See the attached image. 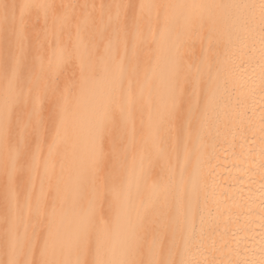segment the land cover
<instances>
[{
	"label": "bare ground",
	"instance_id": "6f19581e",
	"mask_svg": "<svg viewBox=\"0 0 264 264\" xmlns=\"http://www.w3.org/2000/svg\"><path fill=\"white\" fill-rule=\"evenodd\" d=\"M260 3L0 0V264H264Z\"/></svg>",
	"mask_w": 264,
	"mask_h": 264
},
{
	"label": "snow or ice",
	"instance_id": "6c2138e0",
	"mask_svg": "<svg viewBox=\"0 0 264 264\" xmlns=\"http://www.w3.org/2000/svg\"><path fill=\"white\" fill-rule=\"evenodd\" d=\"M25 7H27V5H25ZM126 7H130V5L126 6ZM259 7L261 8L262 18H264V0H261V3L259 5ZM24 28H25V25H24L23 21H21V24H20L21 33H23ZM20 50H21V54L18 55L17 58H16L15 67L11 69V76L13 78H16L17 73L22 68V64H23V55H22L23 45L22 44L20 45ZM0 68H3L6 72L9 70L3 63H0ZM17 83H18V86L20 88V95H21V97H23V95H24V84L21 81H19V80L17 81ZM127 102L131 103V83L129 85ZM25 115L26 114H25V112L23 110V107H21L20 119H23ZM26 246H27V243L25 244V247ZM10 264H47V261L21 260V261L10 262ZM94 264H95V262H94ZM179 264H197V262H194V261H191V260H181V261H179ZM206 264H208V262H206ZM213 264H214V262H213Z\"/></svg>",
	"mask_w": 264,
	"mask_h": 264
},
{
	"label": "rangeland",
	"instance_id": "374dc122",
	"mask_svg": "<svg viewBox=\"0 0 264 264\" xmlns=\"http://www.w3.org/2000/svg\"><path fill=\"white\" fill-rule=\"evenodd\" d=\"M138 104L137 101H131L130 105L131 107H136ZM17 159L14 158V160H12L13 163L16 162ZM27 170H28V166L26 167L25 171L18 175L17 177L14 178V180L12 181V185L16 188H22V185L24 184L25 180H26V174H27ZM40 180L39 179H35V182H39ZM122 184H119V187H121ZM106 195V193H105ZM44 228V226H43ZM0 233H1V224H0Z\"/></svg>",
	"mask_w": 264,
	"mask_h": 264
}]
</instances>
